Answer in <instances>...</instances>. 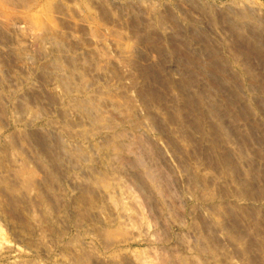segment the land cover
Here are the masks:
<instances>
[{
  "label": "rangeland",
  "instance_id": "rangeland-1",
  "mask_svg": "<svg viewBox=\"0 0 264 264\" xmlns=\"http://www.w3.org/2000/svg\"><path fill=\"white\" fill-rule=\"evenodd\" d=\"M34 1L0 0V150L7 148L13 165V173L0 175L8 183L0 185V264H142L134 258L141 252L150 264H179L182 256L189 264H264V0H104L105 7L90 0L92 18L78 1L65 0V10L52 0L55 29L67 45L49 42L44 54L19 17ZM146 5L165 16L166 30L148 31ZM96 26L103 41L91 34ZM113 31L130 33L124 42L135 48L120 50ZM64 73L76 84L88 79L89 90L65 92L56 80ZM99 97L111 129L76 106ZM117 133L125 147L120 158L100 148ZM62 144L89 154L66 156ZM24 167L38 180L21 175ZM108 170L113 190L96 189L92 179ZM111 191L128 202L126 212L109 204ZM81 193H94L89 209L76 205ZM144 196L156 228L144 218ZM109 233L115 235L106 240Z\"/></svg>",
  "mask_w": 264,
  "mask_h": 264
},
{
  "label": "bare ground",
  "instance_id": "bare-ground-1",
  "mask_svg": "<svg viewBox=\"0 0 264 264\" xmlns=\"http://www.w3.org/2000/svg\"><path fill=\"white\" fill-rule=\"evenodd\" d=\"M57 1H59V3H60V5L58 4V5H56V6H60L59 8L60 9H65V3H64V1L65 0H56V2ZM74 1V3H75V1L77 2H79L80 4H78V5H80L81 7H83V9L88 13V15L89 16H91V18L94 16V11L92 10V6H90L89 5V2H90V0H73ZM92 1H94V0H92ZM91 1V2H92ZM96 1V0H95ZM102 1H104V0H102ZM111 1V0H110ZM114 1V0H113ZM182 1V0H181ZM181 1H179V2H181ZM190 1V0H189ZM53 2H55V1H53ZM53 2H52V0H46V1H40V0H36V1H34V4H32L31 6H29L28 8H26V9H24L23 11H20L21 13L19 14V17H20V19L21 20H23L24 21V23H26V25H27V28L31 31V32H33V36H35L34 37V40L36 39V45L38 46V48L40 49V51H41V53H45V46H46V44L47 43H49V42H55L56 44H57V47H55V48H63V46H66L67 44H64V41H63V38H62V34L60 35V33L58 34V31L55 29L56 27H57V25H56V23H55V21H54V16H53V9H55V8H53ZM105 2V1H104ZM104 2H99V4H101V3H103L104 4V7H105V4H106V2L104 3ZM159 2V1H158ZM176 2H178V1H176ZM188 2V1H187ZM197 2V1H196ZM196 2H194V3H196ZM198 2H200V1H198ZM109 3V2H108ZM112 3V2H111ZM115 3H117V2H115ZM164 3V2H163ZM183 1H182V3H181V5H183ZM193 2L191 1L190 2V5H193L192 4ZM204 3V2H203ZM97 5H98V1H97V3H96ZM110 4V3H109ZM168 4V6H169V3H167ZM185 4H186V1H185ZM198 4H200V3H198ZM197 4V5H198ZM207 4V3H206ZM77 5V4H76ZM95 5V4H94ZM93 5V6H94ZM118 5H120V4H118ZM153 5H154V3H153ZM176 5V4H175ZM187 5V4H186ZM189 5V4H188ZM100 6V5H99ZM114 6H116L115 4H114ZM131 6V5H130ZM152 6V5H151ZM155 6H157V5H155ZM180 6V5H179ZM98 7V6H97ZM109 7L111 8V6L109 5ZM109 7H107L108 9H109ZM128 7V6H127ZM145 7H147V5L145 6ZM177 7H178V5H177ZM182 7V6H181ZM185 7H188V6H185L184 5V8ZM191 7V6H190ZM195 7V9H196V5L194 6ZM198 7V6H197ZM199 7H200V5H199ZM205 7L207 8V6L205 5ZM95 9H97L96 7H94ZM100 8V7H99ZM113 8V7H112ZM118 8V7H117ZM135 8H137V7H134V9ZM156 8V7H155ZM165 7H163V9H164ZM170 8V7H169ZM205 8V9H206ZM209 8V7H208ZM207 8V9H208ZM101 9H102V7H101ZM118 9H120L121 10V8H118ZM134 9H133V11H134ZM138 9V8H137ZM136 9V10H137ZM166 9V8H165ZM165 9L163 10L164 11V14H165ZM172 9V8H171ZM179 9H180V7H179ZM191 9H193V8H191ZM201 10H205L204 8H200ZM199 9V10H200ZM210 9V8H209ZM208 9V10H209ZM66 10V9H65ZM115 10V9H114ZM124 10H126V9H123V11ZM167 10V9H166ZM170 10V9H169ZM180 10H182V9H180ZM179 10V11H180ZM185 10V9H184ZM183 10V11H184ZM187 10V9H186ZM208 10H206L207 12H208ZM228 10H230V9H228ZM227 10V11H228ZM233 10V9H232ZM231 10V11H232ZM236 10V9H235ZM245 10V9H244ZM104 11H105V9H104ZM133 11H131L132 13H133ZM168 11V10H167ZM171 11V10H170ZM205 11V13H204V11H203V13L204 14H206L207 12ZM238 11H240L241 12V10H238ZM237 11V12H238ZM246 11V10H245ZM62 12H63V10H62ZM97 12V11H96ZM106 12V11H105ZM107 12H109V11H107ZM121 12V11H120ZM126 12V11H125ZM130 12V11H129ZM128 12V13H129ZM169 12V11H168ZM196 12V11H195ZM232 12H234V10L232 11ZM231 12V13H232ZM239 12V13H240ZM122 13H124V12H122ZM128 13H126V14H128ZM181 13V12H180ZM183 13V12H182ZM190 13V12H189ZM201 13V12H200ZM210 13V12H209ZM216 13V12H215ZM214 12H213V14H215ZM243 13V12H242ZM247 13V12H246ZM245 13V14H246ZM249 13V12H248ZM102 15H104L103 13H101ZM101 14H98V15H101ZM125 14V13H124ZM125 14V15H126ZM159 14H161V11L159 12ZM167 14H171L172 15V13H167ZM166 14V15H167ZM191 14V13H190ZM102 15H101V17H102ZM108 15V14H107ZM144 15H146V17L144 18V19H146L147 20V24H146V26L145 27H147L148 29V31L149 32H151L152 30V32L154 33V30L156 29V28H159V32L161 31V30H163V29H167V26H168V24L169 23H166L167 24V26L165 25V23H163L164 22V17L162 16V14L161 15H157L156 14V9H154V7H147V9H145V11H144ZM143 14H142V16H144ZM170 15V16H171ZM192 15V14H191ZM202 15V14H201ZM216 15V14H215ZM242 15V14H241ZM250 15V14H249ZM252 15V14H251ZM6 16H8V15H6ZM124 16V15H123ZM138 16V15H137ZM173 16V18H174V15H172ZM180 16H181V14H180ZM245 16H247V15H245ZM96 18H98L97 16H95ZM136 17V16H135ZM169 17V16H168ZM182 18H183V16H181ZM188 17H189V15H188ZM219 17V16H218ZM217 17V18H218ZM248 17V16H247ZM247 17H245V18H247ZM90 18V17H89ZM103 18H104V16H103ZM133 18V17H132ZM141 18V17H140ZM139 18V19H140ZM172 18V17H171ZM172 18V19H173ZM186 19H188L187 17H185ZM184 18V19H185ZM249 18V17H248ZM167 19V18H166ZM169 19V18H168ZM175 19V18H174ZM174 19L173 20H171V19H169V20H171V21H174ZM220 19V18H219ZM218 19V20H219ZM94 21H96V19L94 18L93 19ZM100 20V19H99ZM132 20V19H131ZM137 20V19H136ZM135 20V21H136ZM142 20V19H141ZM146 20H144V21H146ZM190 20V19H189ZM102 21V20H101ZM133 21V20H132ZM167 21V20H166ZM177 21V20H176ZM176 21H175V23H176ZM191 21V20H190ZM193 21H194V19H193ZM214 21H216V20H214ZM134 22V21H133ZM138 22V21H137ZM136 22V23H137ZM136 23H135V25H136ZM173 23V22H172ZM58 24V23H57ZM100 24V23H99ZM139 24V23H138ZM142 24H143V22H142ZM100 25H103L102 23L100 24ZM144 25V24H143ZM165 25V26H164ZM176 25H178V24H176ZM91 26H92V24H91ZM99 26V25H98ZM98 26H96V27H94L95 28V31H92V30H90V28H88V30H90L92 33V35L94 36V38L95 37H99L98 39H100V40H102L103 41V39H105V38H103V34H105V33H101V31H99V30H101ZM104 26V25H103ZM103 26H101V27H103ZM134 26V25H133ZM139 26V25H138ZM137 26V27H138ZM172 26V25H171ZM192 26V25H191ZM136 27V28H137ZM140 27V26H139ZM142 27V26H141ZM140 27V29H142ZM176 27V26H175ZM169 28H170V26H169ZM172 28H173V26H172ZM92 29V28H91ZM138 29V28H137ZM143 29H144V27H143ZM146 29V28H145ZM152 29V30H151ZM165 29V30H166ZM171 29V28H170ZM60 30V29H59ZM116 30V29H115ZM169 30V29H168ZM167 30V31H168ZM61 31V30H60ZM106 31V30H105ZM130 31H133V30H130ZM136 30H134V32H135ZM137 31H139L140 32V30H137ZM171 31V30H170ZM176 30H174V32H175ZM178 31V30H177ZM111 32V31H110ZM124 32V31H123ZM144 32H145V30H144ZM106 33H107V31H106ZM135 33H137V32H135ZM148 33V32H147ZM153 33H151V34H153ZM158 33V32H157ZM157 33H155V34H157ZM108 34V33H107ZM122 33H118L117 31H113V34H112V36H113V39H115L114 41H116L117 42V44H118V46H120V50H121V46H125V47H123L124 49L126 48V49H128L129 50V48L131 49L132 47H133V44H130V45H127V43L125 44V42L124 41H126V37L128 36H122L121 35ZM127 34V33H126ZM2 35H3V33H2ZM110 35H111V33H110ZM125 35V34H124ZM131 34L129 33V36H130ZM128 36V37H129ZM106 37H107V35H106ZM132 37H134V35H132ZM135 38H136V41H134V44L135 43H137L138 42V40H140L139 38H141V37H139V36H135ZM134 38V39H135ZM108 39H109V36H108ZM107 39V40H108ZM112 39V38H111ZM111 39H109V41L111 40ZM112 39V40H113ZM131 39V38H130ZM133 39V40H134ZM138 39V40H137ZM132 40V41H133ZM96 41V40H95ZM129 41V40H128ZM98 42H99V40H98ZM107 42V41H106ZM113 42V41H112ZM110 43V42H109ZM170 43V42H169ZM95 44V43H94ZM99 44H100V42H99ZM98 44V45H99ZM110 44H112V43H110ZM116 44V45H117ZM165 43H163L161 46H163ZM112 45H114V44H112ZM111 45V47H113ZM97 46V45H96ZM103 46V45H102ZM115 46V45H114ZM165 46V45H164ZM101 47V46H100ZM116 47V46H115ZM158 47V46H157ZM166 47V46H165ZM99 48V47H98ZM105 49H106V46L104 47ZM122 48V49H123ZM135 48V46L133 47V49ZM159 48H160V46H159ZM66 49V48H65ZM64 48H63V50H65ZM124 49L122 50V51H124ZM126 49H125V51L124 52H126ZM56 50H58V49H56ZM134 50H132L131 52H133ZM60 52V51H59ZM59 52H57V53H59ZM62 52V51H61ZM127 54H129V52L127 53ZM131 54V53H130ZM130 54H129V56H130ZM132 55V54H131ZM47 56V58H48V54L46 55ZM55 56V55H54ZM126 56H128V55H126ZM53 57V56H52ZM58 57V56H57ZM59 57H60V55H59ZM57 58H55V60H56ZM53 60V61H52ZM52 62H50V65L53 67V68H56V70H60L61 69V66L62 65H64V64H60V62L59 61H61V59L60 60H56V61H54V59L52 58ZM62 63V62H61ZM50 66V67H51ZM62 67H64L65 68V66H62ZM66 70V69H65ZM61 71H63V68L61 69ZM63 73V72H62ZM60 74V73H59ZM70 74V73H69ZM61 75V74H60ZM72 75H68V74H63V76H58V78L59 79H56V77H55V79L57 80V83L59 84V87H62L63 89H64V91L65 92H69L70 90H72L73 91V86H78V87H82V88H80L81 90H83V92L84 91H87V90H89V89H87V90H85L84 88H86V87H88V86H86L85 87V85L88 83V82H86L87 80H84V79H82L79 83H75V81H74V79L72 80V77H71ZM86 76H87V74H86ZM81 79V78H80ZM90 81V80H89ZM91 84H92V82H91ZM57 85V84H56ZM89 86L91 87V85H90V83H89ZM79 90V89H78ZM77 91V90H76ZM76 91H75V93H76ZM99 92H100V90H98ZM98 91L97 92H95V94H97L98 93ZM102 91V90H101ZM78 92V91H77ZM93 92V91H92ZM113 92V91H112ZM70 93V92H69ZM72 93V92H71ZM79 93V92H78ZM101 93V92H100ZM103 93V95H104V92H102ZM82 94V93H81ZM93 94V93H92ZM106 94V93H105ZM109 94V93H108ZM111 94V93H110ZM115 94V93H114ZM113 93H112V95H114ZM119 94V93H118ZM118 94H117V97L119 98V96H118ZM65 95V94H64ZM89 95V94H88ZM102 95V94H101ZM123 95V94H122ZM125 95V94H124ZM90 96V95H89ZM111 96V95H110ZM109 96V98L108 99H113V97H115V95L111 98ZM126 96V95H125ZM91 97V96H90ZM94 97V96H93ZM116 97V98H117ZM131 97V96H130ZM107 98H105V99H107ZM91 99V98H90ZM96 99H97V97H96ZM104 99V98H103ZM129 99V98H128ZM132 99V98H131ZM73 100H74V98H73ZM76 100V99H75ZM74 100V101H75ZM121 100H123V98L121 99ZM70 101H72V100H70L69 99V102ZM108 101V100H107ZM110 101V100H109ZM124 101H127V100H123V102ZM132 101H134V100H132ZM136 101V100H135ZM134 101V102H135ZM73 102V101H72ZM104 102H106V101H104ZM104 102H103V104H104ZM119 103V102H121V101H115L114 100V103ZM127 102H129V101H127ZM100 103H102V98L101 97H99V102L98 101H96V100H89V99H87V98H83V99H77L76 100V106H77V108L79 109V110H81V111H83L85 114H86V116L89 118V116H91V118H92V120H93V124L94 125H101V124H104V123H106L107 122V125L106 126H104V128H109V127H113V126H116V125H113V121L111 122V121H109L110 119H108V117H105V112H102L101 110H100ZM110 103H112L111 101H110ZM109 103V104H110ZM122 103V102H121ZM131 103V102H130ZM103 104H102V106H103ZM108 104V103H107ZM120 104V103H119ZM119 104H116V105H119ZM126 104H128V103H126ZM126 104H124V105H126ZM129 106H131V104H128ZM127 105V106H128ZM120 106H123L122 104L120 105ZM120 109V108H119ZM77 110V109H76ZM75 110V111H76ZM122 110H125V109H122ZM128 110H129V108H128ZM81 111H80V114H82L81 113ZM107 111V110H106ZM119 112H120V110H118ZM117 111V112H118ZM129 111H131V110H129ZM79 112V111H78ZM110 112V111H109ZM122 112V111H121ZM125 112H127V107H126V111ZM119 114V113H118ZM121 114V113H120ZM128 115H131V114H129L128 113ZM133 115V114H132ZM131 115V116H132ZM82 116L83 117H85L83 114H82ZM86 117V118H87ZM126 117V116H125ZM129 117V116H128ZM85 118V119H86ZM91 118H90V120H91ZM131 118V117H130ZM139 118V117H138ZM128 119V118H127ZM125 121V120H124ZM137 121V120H136ZM139 122V121H138ZM137 122V123H138ZM117 123V122H116ZM141 123V122H140ZM115 124V123H114ZM136 124V123H135ZM83 125V124H82ZM118 125V124H117ZM120 125V124H119ZM118 125V126H119ZM139 125V124H138ZM117 126V127H118ZM83 127V126H82ZM81 127V128H82ZM99 127V126H98ZM98 127H96V128H98ZM116 127V128H117ZM143 127V126H142ZM88 128H89V126H88ZM91 128V127H90ZM100 128H101V126H100ZM132 128V127H131ZM139 128V127H138ZM65 129H67V127L65 128ZM64 129V130H65ZM109 129H111V128H109ZM85 131H86V129H84ZM102 130V129H101ZM106 130V129H105ZM68 131V130H67ZM124 131V130H123ZM122 131V132H123ZM95 132V131H94ZM97 132H98V130H97ZM121 132V131H120ZM86 133V132H85ZM89 133V132H88ZM96 133V132H95ZM76 134V133H75ZM93 134V133H92ZM97 134V133H96ZM96 134H94V135H96ZM98 134H100V133H98ZM81 135V134H80ZM110 136V135H109ZM126 139H127V135H126ZM123 141V139H122V135L121 134H119V133H117V134H115L114 136H113V138H112V140H110V142H108V143H106L105 145H103L102 147H100L102 150L101 151H103V152H106V151H109V152H111V153H113V155L115 156V157H117L118 155H120L123 151H124V149H125V147H124V142L122 143V141ZM64 143V142H63ZM104 143V142H103ZM8 144V143H7ZM7 144H5L6 146H7ZM65 144V143H64ZM64 144H62L61 145V152H62V150L64 151L63 152V154L65 153L66 154V156L67 155H69V154H71V153H74V152H71V149H69L67 146H65ZM101 144V143H100ZM126 144L127 143H125V146H126ZM12 145V144H11ZM127 145H130V144H127ZM132 145V144H131ZM130 145V146H131ZM8 146H9V144H8ZM13 146V145H12ZM12 146H10V147H12ZM68 146H70V145H68ZM134 146V145H133ZM74 147H76V146H74ZM95 147V146H94ZM97 147V146H96ZM2 148V150H3V148L4 147H1ZM73 148V147H72ZM81 148H84V147H81ZM128 148H129V146H128ZM5 150H3V151H6V147L4 148ZM8 149H10L9 147H8ZM12 149V148H11ZM10 149V150H11ZM85 149V148H84ZM83 149V150H84ZM95 149H97V148H95ZM99 149V148H98ZM131 149V148H130ZM129 149V150H130ZM14 150V149H13ZM76 150V149H75ZM83 150H81V149H78V150H76L75 151V155H76V157H78V158H82V157H87L88 156V154L89 153H87L88 151L86 150V152L85 151H83ZM129 150H127L126 149V151L128 152ZM3 151H1L0 150V175H1V172H3V171H5V173L6 174H10V173H13L12 171H13V165L12 164H9V159L7 158V159H5V157H9V156H5L7 153H5V152H3ZM12 151V150H11ZM10 151V152H11ZM73 151H74V148H73ZM9 152V153H10ZM13 153H14V151H12ZM98 152V151H97ZM100 152V151H99ZM98 152V153H99ZM125 152V151H124ZM126 152V153H127ZM130 152V151H129ZM128 152V153H129ZM126 153H124V154H126ZM131 153V152H130ZM15 156V155H14ZM72 157H74V156H72ZM71 157V158H72ZM105 157V156H104ZM119 157V156H118ZM14 158V157H13ZM120 158V157H119ZM75 159V158H74ZM86 159V158H85ZM88 159H91V158H88ZM101 159H102V157H101ZM106 159V158H105ZM104 159V160H105ZM17 160V159H16ZM83 160V159H82ZM81 159H80V161H82ZM107 161H108V159H106ZM105 160V161H106ZM115 160V159H114ZM43 162H44V160H42ZM56 161H57V159H56ZM85 161H88V160H85ZM109 162V161H108ZM11 163V162H10ZM12 163H14V162H12ZM107 163V162H106ZM110 163L112 164V162L110 161ZM46 164V165H45ZM109 164V163H108ZM11 165H12V167H11ZM104 165V164H103ZM107 165V164H106ZM44 166H45V168H48L49 166H48V164H47V162L45 163L44 162ZM47 166V167H46ZM108 166V165H107ZM109 166H111V165H109ZM113 168V167H112ZM24 170L21 172V171H17L16 169V171L20 174V172H21V175L22 174H24L25 176L24 177H28V178H32V181L34 180V181H37L38 180V177H36L37 176V172H35L34 170H31V169H26V167H24L23 168ZM105 169V168H104ZM110 169V168H109ZM114 169V168H113ZM14 170V171H15ZM15 171V172H16ZM109 171V170H108ZM106 172V174H101L100 175V177L99 178H94V179H92V185L96 188V189H104L105 191L107 190V191H110V190H113L112 189V187H111V183L113 182L112 180H113V175H114V173H112L111 171H109V172ZM103 173V172H102ZM18 174V175H19ZM93 174V173H92ZM91 174V175H92ZM95 174L97 175V173L95 172ZM95 174H93V175H95ZM117 174V173H116ZM234 174V173H233ZM51 175H52V173H51ZM91 176V177H94V176ZM150 177V176H149ZM19 179H21L20 177H19ZM133 180H131V182H132ZM150 181V180H149ZM152 183L151 184H154L153 183V181H151ZM118 183H119V180H118ZM159 183V182H158ZM4 184V186H6L5 184H8L6 181H5V178L4 177H2V176H0V185H3ZM113 184H115L114 182H113ZM130 184V183H129ZM136 183H134V185H135ZM120 185H121V183H120ZM159 185V184H158ZM113 186V185H112ZM117 186V185H116ZM155 184H154V188H155ZM160 186V185H159ZM16 187H18V186H16ZM138 187V186H137ZM198 187V186H197ZM8 188V187H7ZM10 188L11 189H8L9 191L11 190V194H13V196H18L19 194H22V192L20 191V189H19V187L18 188H15V187H13L12 186V184L10 185ZM195 188V187H194ZM98 189V190H99ZM138 189V188H137ZM157 190H158V188H156ZM159 189H162V188H160L159 187ZM139 190V189H138ZM163 190V189H162ZM161 190V191H162ZM103 191V190H102ZM106 191V192H107ZM140 191V190H139ZM104 192V191H103ZM160 192V191H159ZM163 192V191H162ZM207 192V191H206ZM10 193V192H9ZM105 193V192H104ZM143 193V192H142ZM158 193V192H157ZM39 193H37V195H38ZM94 194V193H93ZM93 194H91V193H81V195H79V196H77L78 198L75 200L76 202V205L78 206V207H80V209H82L83 207L85 208V209H89V208H87L86 206L87 205H92L93 203ZM145 194V193H144ZM161 194V193H160ZM159 194V195H160ZM207 194L209 195L210 194V192L208 193L207 192ZM108 195V194H107ZM117 195V194H116ZM114 193H112V191H111V193L108 195V202H109V204H111V206H113V207H115L116 209H121V212L122 211H124V212H126V210L128 209V202L126 201V200H124L123 198L122 199H119L118 198V196H116ZM139 196H141V195H143V194H138ZM106 196V195H105ZM123 196V195H122ZM136 196V195H135ZM134 196V197H135ZM210 196V195H209ZM21 196L19 195L18 196V198H20ZM38 197L40 198V201H41V203H42V206L45 208V213H47V214H50V211H51V207H50V205H49V203H48V201L46 200V198L44 197V196H42V194H39L38 195ZM133 197V198H134ZM145 198H146V200L144 201V208H146L145 209V211L147 212V215L146 214H144V218L145 219H149V222H151L150 223V225H151V227H153V228H156V227H154L155 225H157V223H156V220H154L155 219V217H154V215H153V213H154V210H151V208L149 207V204L147 203L149 200L147 199L148 197H146V196H144ZM212 197H214L213 195H212ZM13 198V197H12ZM17 198V197H16ZM105 198V197H104ZM106 198H107V196H106ZM142 198H143V196H142ZM208 199H211V200H213L212 198H209V197H207V200ZM88 200L91 202V203H89L88 202ZM137 200V199H136ZM88 202V203H87ZM150 202V201H149ZM105 203H106V201H105ZM140 203H141V201H140ZM142 204V203H141ZM83 205V206H82ZM16 207H17V205H15ZM78 207H76L77 208V211H78V217L80 218V216H79V208ZM75 208V209H76ZM218 208H223V207H219L218 206ZM224 209V208H223ZM222 209V210H223ZM221 210V209H220ZM4 211H6V210H4ZM81 211H83V210H81ZM85 211V210H84ZM89 211V210H88ZM144 212V211H143ZM221 212V211H220ZM84 213V212H83ZM88 213V212H87ZM86 214V213H85ZM6 215V214H5ZM86 215H88V214H86ZM145 215H146V217H145ZM83 217H84V215H82ZM82 216H81V218H82ZM3 217H4V215H3ZM81 218H80V220H81ZM220 219V218H219ZM219 222V221H218ZM122 230V229H121ZM155 230V229H154ZM158 230V229H157ZM124 231V230H123ZM122 231V232H123ZM108 232H110V231H108ZM160 234V233H159ZM115 234H113V233H109V234H106V240H110V239H112V237L114 236ZM154 235H155V238L157 237L156 236V234L154 233ZM161 235V234H160ZM160 235H158V236H160ZM104 236V235H103ZM161 237H163V236H161ZM164 238V237H163ZM237 238V237H236ZM162 239V238H161ZM161 239H158L159 241L161 240ZM165 239V238H164ZM163 239V240H164ZM209 247H211V245L209 246ZM214 248H215V246H214ZM207 249H209L208 247H207ZM215 250H217V249H215ZM211 252H209V253H212V252H215V251H212V249L210 250ZM207 252V251H206ZM218 252V251H217ZM220 252V251H219ZM218 252V253H219ZM201 253V252H200ZM204 253V252H203ZM214 254V253H213ZM212 254V255H213ZM188 255V254H187ZM202 255V254H201ZM200 255V256H201ZM206 255V254H205ZM211 255V254H210ZM215 255V254H214ZM159 256V255H158ZM174 256H176V255H174ZM194 256V255H193ZM198 256V255H197ZM159 257H161V255L159 256ZM158 257V259H160ZM167 257H169V256H166V258ZM186 256H182V258H181V263H179V264H189L188 263V261L190 260L189 258H185ZM192 257V256H191ZM203 257V256H202ZM210 257V256H209ZM134 258L136 259V261H138L139 263H142V264H150L151 263V259L149 258V260H148V258L145 256V253L143 252H141V253H138L137 255H134ZM161 258H163V257H161ZM174 258V257H173ZM173 258H172V260H173ZM195 258V257H194ZM199 258V257H198ZM120 259V258H119ZM157 259V258H156ZM158 259H157V261H158ZM168 259V258H167ZM166 259V260H167ZM171 259V258H170ZM170 259H168V260H170ZM189 259V260H188ZM197 259V258H196ZM196 259H195V261H196ZM203 259H205V258H203ZM214 259H216L215 257H214ZM120 260H122V258L120 259ZM153 260V259H152ZM77 261V260H76ZM87 259L86 260H83V262H73V263H68L67 262V264H88L87 263ZM118 260H116V262H117ZM160 261H162V260H160ZM171 261V260H170ZM169 261V262H170ZM192 262L194 261V260H191ZM202 261V260H201ZM89 262V261H88ZM168 262V263H169ZM197 262V261H196ZM203 262V261H202ZM205 262H207L206 260H205ZM90 263V262H89ZM118 263V262H117ZM171 263H174V262H172L171 261ZM170 263V264H171ZM208 263V262H207ZM66 264V263H65ZM118 264H124V262H119ZM154 264V263H153ZM156 264V263H155ZM158 264H160L159 262H158ZM165 264V263H164ZM200 264V263H199ZM203 264V263H202ZM209 264V263H208Z\"/></svg>",
  "mask_w": 264,
  "mask_h": 264
}]
</instances>
